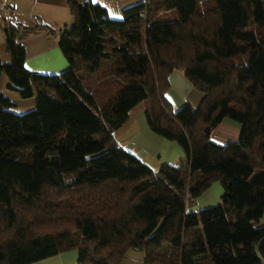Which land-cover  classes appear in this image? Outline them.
<instances>
[{
  "label": "trees",
  "instance_id": "obj_1",
  "mask_svg": "<svg viewBox=\"0 0 264 264\" xmlns=\"http://www.w3.org/2000/svg\"><path fill=\"white\" fill-rule=\"evenodd\" d=\"M67 3L59 74L24 65L20 38L38 26L3 25L11 61L0 59V78L35 107L13 112L0 92V264L69 250L77 264H121L130 248L145 264H264V0H143L121 18ZM175 69L203 94L196 107L166 98ZM93 74L90 88L82 79ZM141 102L186 165L153 170L118 144ZM224 119L240 125L238 141L211 139ZM90 134L100 139L49 151ZM214 180L220 201L188 211Z\"/></svg>",
  "mask_w": 264,
  "mask_h": 264
},
{
  "label": "crops",
  "instance_id": "obj_2",
  "mask_svg": "<svg viewBox=\"0 0 264 264\" xmlns=\"http://www.w3.org/2000/svg\"><path fill=\"white\" fill-rule=\"evenodd\" d=\"M92 1L106 7L111 17L121 18L125 7L143 0ZM3 3L6 5L5 12L9 18V23L14 26L39 27L20 40L25 48V67L30 71L43 74H59L67 69L69 67L68 60L59 47L60 31L63 27L70 26L73 21L67 0H4ZM4 22L8 21L0 12V59L2 62H10L11 55L7 49L3 32ZM3 80L4 83L8 82L7 76H3ZM169 81L168 97L176 107L184 102L193 105L199 104L203 94L193 87L182 71L173 70L169 74ZM12 90L7 83L1 92L9 97L15 106L18 103L22 104L17 108L18 111H25L34 106L33 96L22 98L18 92ZM239 132L240 125L238 123L224 119L211 132V139L218 144H225L231 140L236 141ZM114 137L120 146L153 170H157L164 163L186 164L184 151L176 141L168 140L149 129L142 102L130 110L127 121L114 132ZM217 188L219 191V186ZM211 195L212 193L207 194V196ZM217 197L215 201H219L221 196ZM197 207L198 201L188 207L187 210L197 211ZM77 259V250H69L31 264H77ZM121 264H145L144 252L140 249L130 248L125 253Z\"/></svg>",
  "mask_w": 264,
  "mask_h": 264
},
{
  "label": "rangeland",
  "instance_id": "obj_3",
  "mask_svg": "<svg viewBox=\"0 0 264 264\" xmlns=\"http://www.w3.org/2000/svg\"><path fill=\"white\" fill-rule=\"evenodd\" d=\"M2 2H4V0H2ZM2 2H0V12H1V15L5 16V19L8 21L7 23H9V18L7 17V14L5 12V7L6 5L2 4ZM23 38V37H22ZM22 38H20V40H22ZM81 74V73H80ZM3 76L6 77V74L3 72L1 74V78H0V92L1 90H4V88L7 86V83H4V80H3ZM96 74H93L92 76H88V77H84L82 80L84 82L85 85L89 86L90 88L93 87V84L96 82ZM168 81H169V77H168ZM170 83V81H169ZM15 89H13L12 91L14 92ZM169 90V89H168ZM168 90L165 92V96L166 98L170 101L169 97H168ZM16 91V90H15ZM17 92V91H16ZM31 97V96H30ZM34 97V106L32 108L35 107V96ZM29 98V97H27ZM171 106L173 109H177L179 108L180 106H182L183 104L185 103H189V102H184L182 105H180L179 107H176L171 101ZM191 104V103H190ZM193 107H196L197 105H193L191 104ZM20 106H22L21 103H18L17 106H13L10 108L11 111L13 112H16V113H23L29 109H32V108H28L26 109L25 111H18L17 108H19ZM150 129V128H149ZM240 134V132H239ZM100 139V135L99 134H90V135H84V136H68L66 137L65 139L59 141V142H55L51 145L49 151L50 152H57L58 150H60L61 148H73L75 147L76 145L80 144V143H85V142H89V141H94V140H98ZM239 139V136L237 137V140L238 141ZM232 141V140H231ZM185 162L187 163L186 159H185ZM168 164V163H167ZM162 165V164H161ZM160 165V166H161ZM186 165V164H185ZM159 166V167H160ZM217 186H219V191H218V188ZM210 189V190H209ZM209 192H206L208 191ZM215 190V191H214ZM212 193L211 196H207V194H210ZM216 194V195H215ZM223 194V185L222 183L219 181V180H214L212 181L211 185L205 189L197 198H196V201H198V210H201L205 207H208V206H211V205H214V204H217L219 201H215V199L217 200V196H221ZM202 195V196H201ZM201 196V197H200ZM200 197V199H198ZM220 198V197H219ZM204 202H206V204H204ZM212 202V203H211ZM211 203V204H210ZM197 210V211H198ZM260 224H264V216L261 218L260 220Z\"/></svg>",
  "mask_w": 264,
  "mask_h": 264
}]
</instances>
